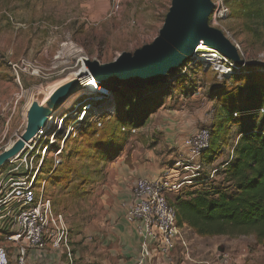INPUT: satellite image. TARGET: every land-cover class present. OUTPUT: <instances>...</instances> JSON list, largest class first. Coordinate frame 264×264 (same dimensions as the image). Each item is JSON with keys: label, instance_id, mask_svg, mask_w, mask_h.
<instances>
[{"label": "rangeland", "instance_id": "1", "mask_svg": "<svg viewBox=\"0 0 264 264\" xmlns=\"http://www.w3.org/2000/svg\"><path fill=\"white\" fill-rule=\"evenodd\" d=\"M219 1L227 10L215 19L213 13H209L208 25L220 30L238 46L241 62H234L238 79L219 76L203 55L191 56L186 65L179 67L186 75L173 81L174 85L159 101L163 105L148 115L149 120L141 129L116 119L117 102L125 96L120 86L116 90L109 89L104 96L91 92L75 99L81 89L71 98L73 103L82 100L93 105L85 121L77 122L78 114L74 112L57 132L55 124L64 111L55 114L53 124L31 144V149L23 151L13 163L0 167V180L17 178L24 172L25 164L39 168L33 182L34 192H42L50 199L53 210L66 218L74 235L71 240L80 242L74 263L91 264L89 255L98 262L101 260L100 264L116 262L115 255L106 251L118 245L114 227L106 223L109 221L107 213L119 208L120 169L149 170L156 175L154 177L161 176V171L172 168L180 158L176 148L182 147L184 134L200 127L211 129L221 98L224 100L239 84L264 88V67L261 66L264 65V0ZM171 2L121 0L118 11L108 16L111 0H0V152L24 131L31 102L44 103L50 92L70 81L72 74L82 68V59L106 66L124 52L134 54L152 44L165 22ZM22 60L30 65L25 66ZM10 62L18 63L19 69L15 71ZM158 86H154V90L151 87L137 89L129 99L130 109H135L140 95H146L149 90L154 92ZM94 97L104 98L84 100ZM16 99L13 110L11 106ZM242 113L243 110L238 109L231 117L237 118ZM263 115L264 107H260L250 123L260 126ZM237 120H227V128L216 131L215 144L221 149L211 162L204 159L202 177H207L214 167H221L227 160L231 146L240 135ZM70 128L71 134L63 141ZM171 128L178 132L175 144L168 142L164 133ZM44 147L48 149L42 159ZM60 148L62 153L55 157ZM20 162L22 165L17 171H12ZM181 172L182 175L189 173ZM221 177L216 174L215 179L219 181ZM176 196L177 192L168 193V201L174 202ZM179 226L183 234L192 239L191 250L187 257L177 246L176 249L183 250L182 255L173 257L171 264H219L221 259H224L221 264H264V247L251 234L207 236L196 234L187 225ZM85 238L89 241L84 245ZM101 242L106 244L105 251ZM10 251V264H16L14 248Z\"/></svg>", "mask_w": 264, "mask_h": 264}, {"label": "built area", "instance_id": "2", "mask_svg": "<svg viewBox=\"0 0 264 264\" xmlns=\"http://www.w3.org/2000/svg\"><path fill=\"white\" fill-rule=\"evenodd\" d=\"M120 1L111 0L108 16L118 11ZM211 2L210 13H213V18L221 17L227 8L219 0H211ZM235 46L238 49V46ZM203 57L208 59L219 76L228 75L235 67V61L218 50L205 53ZM21 63L25 66L30 65L26 60H22ZM10 65L15 71L19 69L16 62H10ZM16 103L17 99L11 106L13 110L16 108ZM82 103L80 100L70 108L71 114L77 112V122H81L89 111L86 109L88 103ZM261 111H263L262 108ZM233 114L236 115V113ZM51 116L48 117V120ZM64 117L65 115H62L58 120L57 132L61 130L60 126ZM48 120L45 131L48 129ZM43 135L45 134H39L26 143L23 151H27V148L31 149V144ZM65 136L66 134L63 141ZM183 143L187 148L186 155H180L173 167L166 169L164 174L157 178H137L131 188L130 199L123 203V216L134 227L140 240L136 264H143L154 256L171 263L173 252L177 246H180L188 256L189 244L182 229L176 223V211L168 201V193L179 192L183 187L194 185L196 181L207 182L215 179L218 170L223 168L233 157V146L236 144V142L233 143L230 154L221 167H214L207 177H202L201 173L205 168L203 155L210 145L209 128H198L187 136ZM46 149L47 147L42 149V159L47 152ZM23 151L8 162L13 163ZM61 153L62 149L60 148L54 156L57 157ZM24 162H26L25 159ZM58 163L56 158L55 165ZM21 165L22 162L17 164L12 171H17ZM38 169H33L32 165L28 167V164H25L24 172L20 173L17 178H8L7 180H2V178L0 180V264H10L11 247L15 251L16 264H30L28 258L32 253H42L47 250L56 251L60 256L63 254L67 258L68 264L73 262L70 232L64 216L53 210L50 199L42 192L39 194L34 192L33 182ZM181 171L189 173L182 175ZM223 261L224 259H221L219 264Z\"/></svg>", "mask_w": 264, "mask_h": 264}, {"label": "trees", "instance_id": "3", "mask_svg": "<svg viewBox=\"0 0 264 264\" xmlns=\"http://www.w3.org/2000/svg\"><path fill=\"white\" fill-rule=\"evenodd\" d=\"M233 69L228 76L238 79L237 70L235 67ZM180 71L178 68L168 75L165 82L152 86H120L119 89L125 96L117 102V121L131 127H142L149 120L148 115L163 105L159 101L166 96L167 89L174 85L173 81L186 75V71ZM154 86H158V90H149L146 95H140L135 109H130L129 99L136 94L137 89L151 87L154 90ZM225 97L224 100L221 98L216 111L217 118L209 128L210 145L203 157L209 162L216 157L221 149L215 144L216 131L227 128V120L238 119L237 122L243 123V126L237 123L241 130L236 144L232 145L233 157L217 174L222 175L219 181H196L194 185L200 184L199 187H183L177 192L175 201L169 202L175 208L176 223L186 224L198 235L251 234L264 247V115L260 126L250 123L257 116V110L264 107V88L249 83L239 84L235 91ZM238 109L243 110L242 115L231 117L232 112ZM83 121L85 118L81 122Z\"/></svg>", "mask_w": 264, "mask_h": 264}, {"label": "water", "instance_id": "4", "mask_svg": "<svg viewBox=\"0 0 264 264\" xmlns=\"http://www.w3.org/2000/svg\"><path fill=\"white\" fill-rule=\"evenodd\" d=\"M211 9V0H172L165 22L152 44L134 54L124 52L106 66L86 60L87 72L96 84L112 90L119 86H152L165 82L169 74L183 66L199 43L212 46L240 63L237 47L220 30L208 25ZM83 85L72 79L56 88L44 103L32 101L27 109L24 131L11 146L0 152V167L23 151L25 144L35 136L44 134L48 117L83 89Z\"/></svg>", "mask_w": 264, "mask_h": 264}, {"label": "crops", "instance_id": "5", "mask_svg": "<svg viewBox=\"0 0 264 264\" xmlns=\"http://www.w3.org/2000/svg\"><path fill=\"white\" fill-rule=\"evenodd\" d=\"M207 121V119L205 120ZM140 129L142 127H139ZM198 128H195L193 130H191L188 134H184L183 135V141H182V147H180L179 149H177V156L180 155H186V151L187 148L184 145V139L191 135L192 133H194ZM165 136L168 140V142H173L175 144V137L177 135V131L174 130L173 128L171 129H166L164 131ZM174 137V139H173ZM216 157H218L216 155ZM120 183H119V187L120 190L118 191V202H119V208H113L110 213H107L108 216V222L106 224H111L110 227H114L112 228V230L114 231L115 235H116V240L118 242V245L114 248H109L106 251L110 254V255H115L114 257L116 258V262L115 264H136L137 260H138V251H139V237L137 236L136 232L134 231V227L129 224L123 214H124V209H123V203L127 200L130 199V192H131V188L135 182V180L139 177H154L156 175H152V173L149 170H139V171H125L123 169H120ZM165 170H163V173L161 171V174H164ZM157 178V177H154ZM198 185L194 186L193 188H197ZM65 218V217H64ZM106 219H103V222ZM65 221L67 223V226L69 228L68 222L65 218ZM183 226H185L186 224H182ZM103 228V227H102ZM105 229V228H103ZM107 230V229H106ZM72 231V230H71ZM70 232V230H69ZM73 233L70 232V247L74 249V251H72V264H76L74 263V260L76 261V256H77V252L78 249L80 248V242H73L71 240V235ZM186 237V236H185ZM72 238H74V235H72ZM102 238H103V232H102ZM188 244H189V251L190 249V239H188L186 237ZM192 240V239H191ZM84 245L88 243L89 240H87V238L84 239ZM106 245V244H105ZM104 245L103 242H101L100 246H104L105 249L107 248ZM199 245V244H197ZM77 248H76V247ZM182 249L179 247L177 248L174 252H173V257L175 259V257H179L180 255H182ZM79 253V252H78ZM91 260V264H100V262L96 261V257L94 260L92 257V255H89ZM189 256V254H188ZM187 256V257H188ZM126 258V260H125ZM67 258L63 255L60 256V254H58V252L53 251V250H47L46 252H42V253H32L29 258H28V262L30 264H68ZM173 261V258H172ZM172 263V262H171ZM171 263H167L165 260L163 259H158L157 257H152L149 260H146L143 264H171Z\"/></svg>", "mask_w": 264, "mask_h": 264}, {"label": "bare ground", "instance_id": "6", "mask_svg": "<svg viewBox=\"0 0 264 264\" xmlns=\"http://www.w3.org/2000/svg\"><path fill=\"white\" fill-rule=\"evenodd\" d=\"M216 49L214 48V47H212V46H208V45H206V44H203V43H199L195 48H194V50H193V54H192V56H198V55H203L204 56V54L206 53H211V52H214ZM83 60H85V59H82V62H84ZM72 79H77L80 83H83L84 85H83V89L80 91V94L78 95V96H75L76 98L75 99H77V98H79V96H88L91 92H93V93H95V95H97V96H104V95H107L109 92H107V91H110L108 88H106L104 85V87L102 86L101 87V85L102 84H97L96 85V82L93 80V78L89 75V73L87 72V67H86V65H82V68L79 70V71H77V72H75V73H73L72 74V77H71V79L70 80H72ZM69 80H67L66 82H68ZM92 81H93V83H92ZM95 83V85L96 86H94L93 84ZM84 89H86V90H84ZM51 94V92L47 95V97L46 98H48V96ZM75 95V94H74ZM74 95H72L71 97H73ZM68 98L67 100H66V102L61 106V107H59L57 110H54L53 111V113H52V116L49 118V120H48V128L53 124V117L55 116V114H57V113H60V112H63L64 114L63 115H65V117L63 118V120H62V122H61V126H60V129L62 128V125L64 124V120L68 117V116H70L71 115V113H70V108L71 107H74V106H72V103H73V101L74 100H72V98ZM104 98V97H103ZM103 98H101V97H94V98H87V99H85V100H95V99H103ZM73 99H74V97H73ZM70 100H71V102H70ZM79 102V101H78ZM67 103V105H65ZM74 104V103H73ZM82 104H85V103H82ZM81 104V105H82ZM93 105L92 104H88L87 105V107H86V109H90L91 107H92ZM84 118V117H83ZM80 121V120H79ZM57 126H58V121L56 122V124H55V127L57 128ZM71 132H72V129L70 128V129H68L67 130V132H66V136H65V139H66V137H68L70 134H71ZM56 136V134L55 135H53V137H52V140L54 139V137ZM47 149H48V147H47ZM47 149H46V151H47Z\"/></svg>", "mask_w": 264, "mask_h": 264}]
</instances>
